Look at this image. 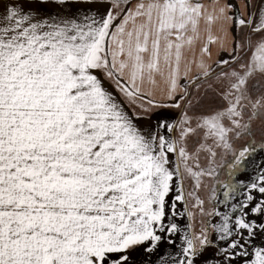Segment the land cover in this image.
Wrapping results in <instances>:
<instances>
[{
    "label": "snow or ice",
    "instance_id": "6c2138e0",
    "mask_svg": "<svg viewBox=\"0 0 264 264\" xmlns=\"http://www.w3.org/2000/svg\"><path fill=\"white\" fill-rule=\"evenodd\" d=\"M96 3L108 5L105 14L79 7ZM244 7L252 9L247 16L230 3L209 12L201 0H0V264H137L133 253L140 247L160 253L154 264H196L212 246L205 259L216 264H264V246L253 244L264 234V220L249 219L264 217V186L256 182L249 188L258 196L246 193L231 205L238 214H223L213 226L219 244L186 233L177 252H160L180 232L170 217L184 215L176 209L185 199L183 173L169 155L188 154L161 134L176 123L161 117L142 131L104 84L111 81L135 102L146 96L145 80L155 83L167 70L168 106L179 108L193 106L190 88L215 75L227 82L221 95L227 107L203 115L209 133L224 141L228 132L250 129L241 125L247 104L264 117V95L253 100L250 91L264 78V0ZM201 20L248 33L231 50L222 46L228 58L215 66L201 58L199 71L189 78L188 69L181 85L182 42ZM147 102L153 103L150 94ZM248 151L241 150L236 164ZM185 170L200 174L186 164ZM224 187L225 200L235 199V185Z\"/></svg>",
    "mask_w": 264,
    "mask_h": 264
},
{
    "label": "rangeland",
    "instance_id": "374dc122",
    "mask_svg": "<svg viewBox=\"0 0 264 264\" xmlns=\"http://www.w3.org/2000/svg\"><path fill=\"white\" fill-rule=\"evenodd\" d=\"M247 33L248 30L245 29L238 36V39L243 35H247ZM255 39L254 37V44ZM241 55H243V60L240 63H245L252 52L241 53ZM232 67L239 69V64H233ZM255 83L258 87L255 89L250 88L253 100L264 95V78L257 77ZM226 88L227 82L218 81L213 75L211 79L201 82L198 90L196 88L190 89L193 106L182 103L179 108L174 107L173 115L170 112L164 114L169 123H172L169 119L172 120L173 116V123L178 126L171 133L163 131L161 134L174 139L177 142V148H185L188 158H181L178 153L169 155L173 166L179 163L180 170L183 173L182 186L185 199L177 202L176 209L178 212H183L184 215L170 217L172 222L178 224L180 232L172 236L176 244H161L160 252L165 250L173 254L177 252L183 246V236L186 233L189 234L190 238L192 236L200 238L207 236L213 241V245L219 244L220 241L217 239L219 233L213 226L223 222V214H229L234 218L238 213L232 212L231 205L242 201L246 193L258 196L255 190H250L251 183L256 182L264 186V182L259 180L260 174L264 173V117L252 115L251 104L245 102L247 111L241 125L250 123V129L240 127L228 132L224 141H221L214 133L210 134L208 126L202 119L205 113L215 112L218 109L227 107V101L221 99V95ZM261 103L264 104V101ZM261 111H264V108ZM250 115H252L251 121H249ZM224 123L230 126L227 119L224 120ZM189 128L195 131L188 132L186 136L182 137L181 132ZM225 144L228 147H225ZM245 148L249 151L244 157H240L242 162L236 164L239 153ZM185 164L193 172L200 173L199 176L190 175L185 170ZM229 182L235 185L236 191L232 193L235 199L225 200L223 193L227 189L224 184ZM176 183H179V181L174 180V187ZM172 198L173 196L170 195L168 197L169 201ZM249 219L259 222L264 220V217L253 213L249 216ZM167 222L166 219L165 223ZM195 243L197 247L200 246L199 239ZM253 244L257 247L264 246V234H258L253 240ZM248 250L252 252V248ZM214 252V246L208 247L203 255L196 259V264H216L214 260L205 259L206 257L210 258ZM159 254L157 252L148 255L144 252V248L140 247L133 253V259L137 264H154ZM251 258L253 257H249V259ZM236 264H241V261L237 260Z\"/></svg>",
    "mask_w": 264,
    "mask_h": 264
},
{
    "label": "crops",
    "instance_id": "0c3cea01",
    "mask_svg": "<svg viewBox=\"0 0 264 264\" xmlns=\"http://www.w3.org/2000/svg\"><path fill=\"white\" fill-rule=\"evenodd\" d=\"M135 2V0H133ZM201 3L205 8L211 12L213 8H218L223 4H233L238 10H243L245 16L248 15L252 9L244 7L247 0H201ZM27 7V5H26ZM81 8H93L103 15L108 9L107 4L96 3L93 5H80ZM49 11H56V9L51 7ZM76 9L73 8V11ZM232 13H229L231 15ZM119 23V20L116 21ZM223 25V26H222ZM188 37H195L189 44L187 42ZM211 37V43H209V38ZM238 39L236 29L227 23L222 21H217L214 24H207L204 20H201L198 26L197 32H192L191 30L187 33L185 41H183V58L180 62V79L179 84L183 85L185 83L184 73L188 71V77L193 78L199 71L197 68V63L203 58L207 65L215 66V64L222 59L228 58V52L222 50V46L225 49L231 50L234 46V41ZM207 47L209 52H204L203 49ZM195 61V62H194ZM103 79L102 73H97ZM168 72L165 71L164 76H156L155 83L148 82L145 80L141 87V91L146 94L143 99H136L135 102L129 101L121 93L113 87L111 81L104 80L105 87L108 88L116 96L117 100L124 106L125 111L134 118V122L142 131H151L155 125L159 122L161 117H164L165 112H170L173 115L174 107H169L172 102L168 98ZM191 89V88H190ZM147 94L153 101L151 105L147 102ZM147 109V111H145ZM165 118V117H164ZM170 122H174L169 119ZM163 132V131H162ZM167 133V131H166Z\"/></svg>",
    "mask_w": 264,
    "mask_h": 264
}]
</instances>
